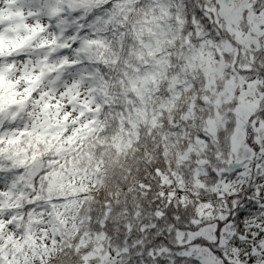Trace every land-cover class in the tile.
<instances>
[{"label":"snow or ice","instance_id":"snow-or-ice-1","mask_svg":"<svg viewBox=\"0 0 264 264\" xmlns=\"http://www.w3.org/2000/svg\"><path fill=\"white\" fill-rule=\"evenodd\" d=\"M0 264H264V0H0Z\"/></svg>","mask_w":264,"mask_h":264}]
</instances>
